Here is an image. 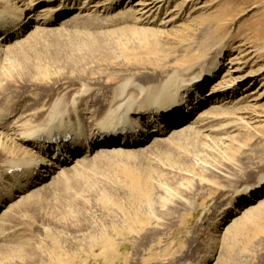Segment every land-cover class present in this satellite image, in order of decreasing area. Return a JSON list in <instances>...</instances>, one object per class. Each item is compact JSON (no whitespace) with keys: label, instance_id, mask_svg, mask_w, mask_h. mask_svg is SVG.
<instances>
[{"label":"rangeland","instance_id":"1","mask_svg":"<svg viewBox=\"0 0 264 264\" xmlns=\"http://www.w3.org/2000/svg\"><path fill=\"white\" fill-rule=\"evenodd\" d=\"M9 1L0 0V11ZM138 1L153 2L130 4ZM159 1L149 23L136 22L141 13L119 10L8 41L0 47V109L23 115L65 94L67 102L76 96L81 106L86 95L95 105L118 84L185 74L221 48L216 77L241 83L257 75L233 97L261 92L247 98L246 111L227 118L218 111L225 118L210 123L211 133L189 130L147 149L92 156L66 171L10 213L0 228L6 238L0 264H177L202 251L211 256L206 264H264V206L229 232L228 219L219 230L211 226L235 188L264 175V0ZM40 3L33 14L45 9ZM213 231L219 238L212 244L204 234Z\"/></svg>","mask_w":264,"mask_h":264},{"label":"bare ground","instance_id":"2","mask_svg":"<svg viewBox=\"0 0 264 264\" xmlns=\"http://www.w3.org/2000/svg\"><path fill=\"white\" fill-rule=\"evenodd\" d=\"M15 1L10 0L0 11V47L11 40L19 42L20 37H27L40 26L50 27L82 18L105 19L119 10L134 15L141 13L136 22L149 23L163 3L158 0L151 4L138 1L133 5L131 0H41L45 9L33 14L35 0ZM137 6L144 7L139 11ZM221 53L222 48L212 58L190 64L183 69L185 74L174 71L148 84H118L109 96H102L103 101H94L95 105L90 104L86 95H82L81 106L76 96L67 102L65 94L51 98L47 104L38 101L33 110L23 115L15 116L8 108H1L0 228L16 205L21 206L25 199L49 188L62 174L77 168L89 157L147 149L193 129L211 133L215 131L211 122L227 118V112L231 115L234 114L231 111L239 113L249 109L247 98L259 94L261 89L248 90L244 97L233 96L239 86L254 82L257 75L248 76L241 83H225L223 78L216 77L223 65ZM215 77L210 90L203 93L206 82ZM260 99L259 96L252 101ZM218 111L226 114L225 117ZM133 182L136 184L134 179ZM263 206L264 175H260L254 183L231 192L211 226L214 231L219 230L228 219L229 224L223 231L229 232L243 216ZM214 231L204 234V239L216 243L219 234ZM5 239L0 237V246ZM208 254L202 251L188 257L186 253L179 257L177 264H206L211 260Z\"/></svg>","mask_w":264,"mask_h":264},{"label":"snow or ice","instance_id":"3","mask_svg":"<svg viewBox=\"0 0 264 264\" xmlns=\"http://www.w3.org/2000/svg\"><path fill=\"white\" fill-rule=\"evenodd\" d=\"M0 35H2V33H0Z\"/></svg>","mask_w":264,"mask_h":264}]
</instances>
